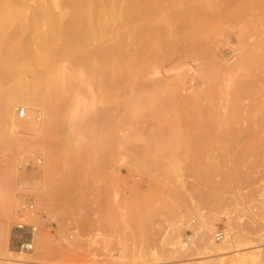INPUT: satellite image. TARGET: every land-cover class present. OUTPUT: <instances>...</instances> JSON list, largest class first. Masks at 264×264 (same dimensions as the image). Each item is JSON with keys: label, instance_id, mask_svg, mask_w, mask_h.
I'll list each match as a JSON object with an SVG mask.
<instances>
[{"label": "rangeland", "instance_id": "obj_1", "mask_svg": "<svg viewBox=\"0 0 264 264\" xmlns=\"http://www.w3.org/2000/svg\"><path fill=\"white\" fill-rule=\"evenodd\" d=\"M50 1L67 8L13 1L15 49L0 57V264H264V0H118L89 45L114 43L97 70L62 41L57 55L41 47ZM20 51L35 54L21 68ZM18 85L35 96L18 97L8 115L2 103ZM21 196L54 222L24 253ZM229 212L240 250L162 252L176 221L182 241L192 218L213 220V241Z\"/></svg>", "mask_w": 264, "mask_h": 264}, {"label": "bare ground", "instance_id": "obj_2", "mask_svg": "<svg viewBox=\"0 0 264 264\" xmlns=\"http://www.w3.org/2000/svg\"><path fill=\"white\" fill-rule=\"evenodd\" d=\"M13 1L14 0H0V2L2 3V8L0 10V57L3 56L7 57L6 54L8 53V51L15 49V47L12 46L11 43L17 34L14 33L15 31L13 32L9 28L11 27V20H13L14 17L20 18L22 15V11L14 8ZM117 1L118 0H108L107 6H105L106 3H104L102 0H65V6L67 8L64 9L62 12L53 11V8L56 7L55 6L56 4L54 2L50 1L47 3H42L41 8L48 15L50 19V24L47 32L48 38L45 39V36L43 34L39 35V40L42 45L41 47H43L45 50L50 52V54L57 55L58 49L60 47L58 41H62L63 42L62 44L64 46H68L71 49L70 53L73 57L76 58L75 59L76 61L84 62L85 60H87L91 63L92 69L97 70L99 68L101 61H104L103 59H108L105 57H108V55L113 51L112 47L114 43L108 44L105 47L97 46L94 48H89V45L90 43L98 42L100 38H102L103 34H105L104 27L102 26L103 20L105 18H108V20L116 19V14H117L116 9H118ZM119 10L122 11L121 9ZM125 11L128 10L125 9ZM64 14H69V17L71 18L70 22L67 25H64V20H63ZM92 18H95V23H94L95 26L81 25L82 21L89 22ZM21 26L24 28L26 27V25H21ZM48 40L56 41V45L46 46L45 42H48ZM34 55L35 54L32 51H28L26 52V54L20 51V52H16V55H14L15 58L14 60L17 63V65L21 68L28 63L29 59H33ZM51 66L52 63L49 61L46 68V73L49 72L50 69H52ZM21 73H22V69H18L17 74L20 75ZM26 95L35 96L34 89L25 87L24 85L23 86L18 85L14 88V90L9 92L6 100L3 101L2 103L3 107L8 111V115H10V111L12 110L13 104L19 101L18 97L26 96ZM12 119H13V115H12ZM11 125L13 127L17 126L15 118L11 121ZM229 219H227L225 223ZM228 224H230L231 231L234 234L233 239L231 238V241H229L228 238L230 237V232L226 227V230L228 232V236L226 237V239L223 241L215 242L212 235V239L214 241L213 242L211 241L210 236L208 235V233L211 231L213 220L212 223L203 222L202 225H201V221L198 222L196 227L198 228L200 234L196 242L190 248L185 249L182 247L183 246L182 241H180L181 238L179 234V225L181 224L177 223L176 221V223L171 225L167 233H165L166 234V236L164 237L165 241L160 244V248L162 249V252L167 256L181 257L183 255L179 251V247H180L182 248V251H186L185 252L186 255L184 257L185 260H193L208 256L210 257L215 255L217 256L222 255L224 253H227V250L232 246L235 247V250H240L241 248L240 249L237 248L240 245L239 243L240 235L238 233V230L236 229L234 224L230 222H228ZM250 246L252 247V245ZM253 256L255 259L256 255L253 254ZM249 257L252 258V255L250 254ZM1 259H5L8 263L9 262L12 263L13 261L12 258L2 257Z\"/></svg>", "mask_w": 264, "mask_h": 264}, {"label": "built area", "instance_id": "obj_3", "mask_svg": "<svg viewBox=\"0 0 264 264\" xmlns=\"http://www.w3.org/2000/svg\"><path fill=\"white\" fill-rule=\"evenodd\" d=\"M17 116L25 118L27 116V108L25 106L18 105L15 107ZM38 163H41V158L37 159ZM28 166V164H27ZM18 220L14 225L15 230L18 232L16 237L17 250L21 253L30 252L34 250L37 235L42 227L50 228L54 226V222L50 221L48 216L42 212L36 205L35 201L31 197L21 196L18 204ZM231 215L229 213H222V222L218 223L212 233L215 242L223 241L228 236L225 222ZM191 227L187 230L182 239V247L190 248L197 240L200 232L197 225L196 218H192L190 221ZM73 234L69 235V238H73Z\"/></svg>", "mask_w": 264, "mask_h": 264}]
</instances>
